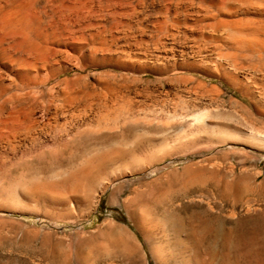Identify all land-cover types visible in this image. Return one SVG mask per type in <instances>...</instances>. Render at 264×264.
<instances>
[{
	"label": "rangeland",
	"instance_id": "rangeland-1",
	"mask_svg": "<svg viewBox=\"0 0 264 264\" xmlns=\"http://www.w3.org/2000/svg\"><path fill=\"white\" fill-rule=\"evenodd\" d=\"M129 30L130 29L124 31L123 29V31L113 30L104 32V37L107 38L109 44H111L109 49L100 48V50H95L94 45L87 43V41L82 44L71 46L68 49V53H58L57 55H59V57L57 55L55 57V62L51 71L52 74L50 73L48 81H43L42 78L39 77L32 81L24 79V82L22 83V80L15 79V84L20 85L21 83L22 85L26 83L25 88H28L29 86L32 88L31 85L35 84L37 87H33H36V90L38 89L35 97H32V95H29L28 97L26 94L24 95L25 97L23 96L20 99L13 98L12 100L10 97L13 94L8 84H5L2 93H0V102L2 103H0V113L4 111L3 109L26 107L28 103L31 102L32 98H36V101L32 102V107L35 111H40L44 108L49 109V107H51V110L49 109L51 114H60L59 118H61L63 122H68L67 120H69V123L77 118L75 121H78V124L83 125L81 129L87 131L85 132L83 130V133L81 132L76 135V138L74 136V139H71L72 137H70L68 140H61L63 141L61 144H59L61 141H58L60 147L56 146L58 145L56 143L55 148L52 151L44 154L38 149L40 143L37 142L39 145L34 143L36 147L39 146L36 149V152L40 151L38 153L40 156H37L35 152L33 155V157H35L27 159L28 161L26 158H23V161L19 156L21 155V149L23 150L24 148L31 146L29 144L33 142L32 139L25 137V140L23 138L24 134L18 138H4L6 142H3V139L0 138V144H4L0 145V154L3 156H0V165L4 161L2 164L5 166V173L2 177L3 179H0V193L2 192L4 196L2 198L0 195V264H85L84 260H82L83 254L85 251H88L90 245L95 242L94 240H96L99 232L107 227L111 221L119 225L121 229L127 230L135 237V239L137 238L136 241L140 242L141 245L139 246L142 253H144L145 264H175L170 258V252L167 245L164 246L165 248L163 247L164 254L169 256L166 255L164 256L165 258L159 259L157 255H154L150 250V246L144 233L139 229V225L144 226V212H141L142 208L136 202V195L133 191L134 189L144 190V188H156L159 193H162L158 195V204L152 208L154 212L156 211L155 214L157 217L173 216L176 220L182 218L185 221L189 218L190 222L188 221L187 225L184 227H188V232L193 231V235L195 236L196 234V236L200 238V243H203L200 245V251L204 254L210 253L212 255L209 264H222L223 252L227 255L226 264H264V193H262L264 192V93H262L264 92V79H262L264 76L259 73L257 76L244 80L245 83H250L248 85L250 90H252L254 97L252 96L251 99L245 98V108L242 109L233 106L237 98L240 97L233 91L232 83L220 74L216 76L209 75L206 79L209 82L218 85L221 90L225 91L221 93L219 96L221 99L218 98L219 101H217V103L219 102V104L222 103L223 105L221 104L219 108L216 106H211L213 109L209 108V114L212 115L211 117H214L212 123L214 125L205 126L202 124H193V126L189 121H184V123L173 121L172 116H176L179 112H181V114L183 112V115L185 116L196 110H192L193 108L187 109L182 106L181 107L185 109H181L180 106V109H177L178 107H176V105L178 106L176 103V95L184 94V97L186 94L185 86L183 87L184 84H178L175 81L168 82L164 79L167 78L166 76H162L161 79H158V76L152 73L142 74L129 72L124 63L129 62L127 60L130 56L133 55L145 58V56L148 55V52L146 51L147 46L144 44L146 43L145 34H143V32ZM85 33L86 36L90 34V32ZM141 38L144 39V41ZM141 42L143 43L140 45ZM143 45L146 47L144 48ZM70 53L72 55H70ZM58 59L60 60L58 61ZM68 62H74V64H77L76 66H79L80 68L76 67L71 70L68 69ZM61 64H63V66H61ZM60 71L61 73L57 74V72ZM78 76L79 78H77ZM122 76L123 78L125 76L128 77L127 79L126 77L123 79ZM135 77L137 79H135ZM111 78H113V81H111ZM117 78L119 80L122 78L121 80L123 81L120 80V82ZM114 79L116 80V83L114 82ZM108 80L112 82L114 86L118 87V91L121 89L119 84H126V87L124 86L126 89L122 88L119 93H117L120 94L122 92L121 95H123L124 92L125 96H127H124L125 99L127 98V101L132 100L133 98L132 104L131 101L129 103V105L131 104V109L129 108L131 111H128V113L130 112L131 114L133 112L134 114L132 113V115H130L125 113L132 118L131 120L133 122L131 121L126 124V126L125 124L122 126L123 124L114 125V123H111L109 125L107 124L106 128H101L103 131H100L99 129L97 131L90 130V132H88L89 130L86 129V124L91 122L88 119L91 118L90 115L93 110H95L97 105H95V103L100 102V100L105 98L107 94V96H109V93L103 87ZM124 80H126V82ZM127 80L129 82H127ZM134 80L135 83L133 82ZM147 80L152 81L149 83L146 82ZM252 81L256 82L253 83ZM68 82L72 83L71 88L68 87L70 89L66 86V84H69ZM54 84H61V87L63 85V89L67 92L70 91L69 93L72 92V94H78L81 90L82 92H80V94L83 95V98L77 101L78 104L75 103V100L64 102L54 98L55 103L53 104V98L49 94V88ZM73 84L74 86H72ZM127 85H129V88H131V86L134 88L129 90L127 89ZM101 86L104 89L103 91L101 90ZM30 87L27 89V93L31 89ZM94 87L96 88L94 89ZM86 89L89 92L92 90V94L89 92L87 93ZM99 91L101 92L100 94ZM105 91L106 94L104 93ZM126 91H129V95ZM260 91L262 92L260 93ZM37 93H40L39 95L41 97H39ZM99 95H101V99L99 98ZM130 95L131 99H128ZM89 96H93V98H90ZM38 97L40 99H38ZM21 99L23 101L25 99V101L22 102ZM41 99H45V101H42ZM49 101L53 104V107ZM39 102H41V104ZM43 102L47 103L43 104ZM92 102L95 103L91 104ZM251 102L256 103V106ZM224 104L226 105L224 106ZM43 105H45V107ZM166 105H168L167 108ZM40 106H42V108ZM133 106L135 107L133 108ZM57 109L59 110V113L57 112ZM175 110H177V112ZM186 110H189L187 111L188 113ZM69 111L70 113H68ZM80 111H83L84 115ZM86 111L88 114H85ZM63 112L68 114L66 115ZM75 113H79L77 115L82 117L78 118L75 116ZM71 114L75 119L73 116L70 117ZM181 114L179 113V117L177 115L174 118H178L179 120V118L183 116ZM83 116L88 117L83 118ZM35 117L40 120L38 114H35ZM140 117L141 119H144L141 122L140 119L136 122ZM78 119H81L80 122ZM250 121L252 122L250 123ZM54 125H56V123ZM131 126L132 128L129 129L128 127ZM38 128L37 130H40L39 132H41L42 130H45V125L40 123ZM108 128H110L112 132ZM259 128L261 129L259 130ZM123 130L125 131L124 134ZM96 132L98 135H95ZM110 132L112 134L108 140L102 138L103 133L110 134ZM91 133L93 134V137ZM257 133L260 134L262 139L257 138L255 135ZM120 134L123 135L120 137ZM253 135L256 136V138L253 137ZM90 140V143L87 142ZM92 140L93 142H97L93 143ZM98 140L101 143L98 142ZM68 141L71 144H69ZM66 143H68V146ZM83 143L85 146L82 145ZM119 145L121 148L118 149V147H120ZM4 146L5 148H3ZM68 147L70 148L68 149ZM100 147L105 148L101 149ZM56 148L61 153H58ZM125 148L129 150L126 149L127 152L132 151L131 153L133 155L132 158H129L126 161V163L118 165L117 167L119 168L115 166L104 171V173L98 176V181H94V185L92 186L86 185V187H84L85 185H83L77 191L72 190L73 187L71 189L72 184L66 179L68 173L63 174V172L69 171V168L67 169V167H74L78 159V162H83L85 156L87 157L90 155V151L92 154L95 153V151L100 153L102 150L105 151L106 149V151H124ZM55 150L56 152L54 154ZM9 151H11L12 154H10ZM15 151L17 153H15ZM18 151L20 152L18 153ZM63 151L64 153H62ZM6 154L12 156L8 157V163L6 162ZM44 155H46V158ZM50 156L51 158H49ZM67 156L70 161L69 159L67 161ZM75 157L76 159H74ZM2 158L3 160H1ZM14 158H17L16 162ZM73 161L74 164L72 163ZM35 162H37L39 166ZM58 163L59 165H57ZM40 164H42V166ZM51 164L52 171L47 172V165ZM9 168L12 169L8 170L10 175L8 172L7 175L6 171ZM33 168L36 169L34 170L35 173H33L34 171L32 172ZM55 170L59 171L55 172ZM206 170H209V172ZM210 170L213 172L216 170L214 172L215 174L211 173L212 171ZM124 171L125 174L123 173ZM22 172L24 173V176L22 175ZM201 173L206 174L204 175ZM217 173L218 175L214 176ZM9 176H12L13 179H10ZM19 176L21 177L19 178ZM22 177H25L26 179ZM220 177H224L227 180L226 188L219 183ZM241 177L244 182L241 180ZM21 179L22 181L19 183ZM59 179H61L60 181L63 183H60ZM64 180H67V182H64ZM30 181L35 183L33 184L35 187H39V192L34 193L35 196L30 194L32 193L30 191L34 187ZM241 181L242 183H240ZM23 182L26 184L24 187H22L24 185L22 184ZM44 182L47 183L45 184ZM19 184H21V188H19ZM48 184H50L49 187H45L48 186ZM29 185L31 187H29ZM65 185L67 188H70H65ZM260 185L262 187H259ZM238 186H240V188ZM43 189H46V191ZM84 190H86L85 196H83ZM53 191L56 192L53 194ZM68 191H70V194ZM81 192L82 194H80ZM73 193L75 194V197ZM224 193H226V195ZM168 194L169 196H167ZM53 198L54 200H52ZM258 211L259 216L256 217L255 214ZM178 228H181L179 223ZM57 245L59 246L57 247ZM82 250L85 251L83 252ZM90 253L92 257L89 264H131L127 260L110 256L104 250L94 248Z\"/></svg>",
	"mask_w": 264,
	"mask_h": 264
},
{
	"label": "bare ground",
	"instance_id": "bare-ground-1",
	"mask_svg": "<svg viewBox=\"0 0 264 264\" xmlns=\"http://www.w3.org/2000/svg\"><path fill=\"white\" fill-rule=\"evenodd\" d=\"M123 29H124V31H126L127 29H130V30L135 31V32H143V34H145V36H146V38H145L146 43H144V44H146V46H147L146 51L148 52V55L145 56V58L137 57V56H133V55L130 56L127 60L129 62L124 63L127 66V69L129 70V72L142 73V74L152 73V74H156L158 76V79H161L162 76L163 77L166 76L167 78H164V79H166L168 82L169 81H172V82L175 81L178 84H184L183 87L185 86V91H186L185 93L186 94L184 97H183L184 94L183 95L182 94L176 95L177 100L176 99L175 100H176V103L178 104V106L176 105V107H178L177 109H180V107L182 106V107H185L187 109L193 108L192 110H194V109H196V110L194 112L192 111L191 113L186 114L185 116L183 115L184 114L183 112H182V114H181V112H179L183 116L180 117L179 120H178V118H174L179 114L178 113L176 116H172L173 121H177V122H181V123L182 122L184 123V121H189L190 123H192V125L193 124H197V125L202 124L205 126L214 125V124H212L214 117H211L212 115L209 114L210 113L209 108H211V106H216L218 108L220 107V105L222 103L220 102L221 104H219V102L217 103V101H219L218 98H220L219 96L221 95V93H223L224 90H221L218 85L213 84L212 82H209L206 79L207 77H209V75H212V76L215 75L216 76V75L220 74L221 76H223L224 78H226L228 81H230L232 83L233 91L235 93H237L240 97V98H237V100L234 99L236 101H235L233 106H237V107H240L242 109L245 108L244 107V105H245L244 99L245 98L251 99L252 96L254 97L253 92H252V90H250L249 85H248L250 83L247 84V82L245 83L244 80L245 79L247 80L248 78L257 76L259 73L264 76V0H0V93H2V90L5 87V84L6 85L8 84V86L11 89L12 94H13L10 97V98H12V100H13V98L20 99L26 94L28 95V97H29V95H32V97L33 96L35 97L36 91H38V89L36 90L37 86L35 84L31 85L32 88L29 86L31 89L27 93L26 91L29 87L25 88L26 83L22 84V85H21V83H20V85L15 84L14 83L15 79L22 80V83L24 82L23 81L24 79H28V80L32 81V80L39 78V77L42 78L43 81H46V80L48 81L50 73L53 69L55 57L58 53H60V54L68 53V49L71 46L76 45V44H82V43H85L87 41H88L87 43H91L92 45H94L95 50H100V48L109 49V47H111V44H109L108 39L104 37V32L113 31V30H117V31L122 30L123 31ZM85 32H90V34H88V36H86ZM111 36H113V35H111ZM142 40L144 41V39H142ZM142 43L143 42H141L140 45ZM112 46H113V44H112ZM146 46H144V48ZM138 47H141V46H138ZM86 50H87V48H86ZM98 52H100V51H98ZM70 55H72V54L70 53ZM57 56L59 57V55H57ZM59 60L60 59H58V61ZM76 65L77 64H74V62L73 63L68 62L67 68L71 70V69H74L76 67H79ZM61 66H63V64H61ZM81 66H82V64H81ZM58 67H59V65H58ZM58 67H57V69H58ZM122 67H123V65H122ZM59 69H60V67H59ZM68 69H67V71H68ZM58 73H61V71L57 72V74ZM129 75H130V73H129ZM131 76H134V75H131ZM127 77H126V79H127ZM52 78H53V76H52ZM77 78H79V76ZM122 78H123V76H122ZM259 78H261V77H259ZM112 79L113 78H111V81H113ZM135 79H137V78L135 77ZM262 79H264V77ZM121 81H123V80H121ZM124 81L126 82V80H124ZM151 81L152 80H147L146 82L151 83ZM38 82H39V79H38ZM59 82H61V81H59ZM114 82L116 83V80ZM127 82H129V81L127 80ZM133 82L135 83V80ZM157 82H158V80H157ZM255 82H253V83H255ZM43 83H42V86H43ZM45 84H46V82H45ZM69 84H66L67 88L68 87L71 88L72 83H69ZM91 85H92V83H91ZM119 85H120L119 87L121 89L126 87L125 86L126 84L125 85L119 84ZM33 86H36V87H33ZM72 86H74V84ZM88 86H89V84H88ZM88 86H86V87H88ZM99 86H100V84H99ZM127 86H128L127 89H129V90L131 88H134L131 85H130L131 88H129V85H127ZM133 86H135V85H133ZM103 87L109 93V96H107L108 95L107 94L105 98L101 99L100 98L101 95H99V98L101 99L100 102H98V103L92 102L91 103V104L95 103V105L96 104L97 105L95 107V110H93V112L90 115L91 118L88 119L91 122H89V123L86 122L88 124L85 123L86 129L89 130L88 132H90V130L97 131L99 129H100V131H103V130H101V128H106L107 127L106 125L107 124L109 125L111 123H114V125L123 124L122 126H124V124H125V126H126V124H128L132 121L131 120L132 118L129 115L127 116V114H125V113H128V111H131L130 109H131V104H132L133 98H132V100L127 101V98L125 99V97H127V96H125L124 92H123V95H121L122 92L120 94H118L121 89H119V91H118V87L114 86V84L112 82H110L109 80L107 83H105L103 85ZM116 87H117V89H116ZM257 87H259V86H257ZM70 88H68V89H70ZM95 88L96 87H94V89ZM84 89H85V87H84ZM115 89H116V93H115ZM82 90H83V88H82ZM101 90L102 91L104 90L102 88V86H101ZM91 91L89 92L87 90V93L89 92L90 94H92ZM106 91L104 92L105 94H106ZM6 92H8V91H6ZM69 92L70 91L67 92L63 89V85L61 87V84H57V85L54 84L53 86H51L49 88V94L53 98V101L52 100H50V101H52L54 104L55 103L54 98H55L57 100L64 101V102L68 101V100H72V101L75 100L76 101L75 103H77L78 100L83 98V95L80 94V92H82L81 90L79 91L78 94H72V92L71 93H69ZM261 92L262 91H260V93ZM100 93L101 92L99 91V94ZM127 93L129 95V91ZM127 93H126V95H127ZM262 93H264V92H262ZM45 95H47V94H45ZM93 95H94V93H93ZM102 96H104V95H102ZM39 97H41V96L39 95ZM39 97H38V99H40ZM89 97L93 98V96H89ZM130 97H131V95L128 97V99ZM2 98H4V97H2ZM25 99H24V101H25ZM94 100H95V98H94ZM24 101L22 100V102H24ZM26 101H27V99H26ZM34 101H36V98H32L31 102H29L26 107L3 109L4 111L0 113V138L3 139V142L5 141L4 138H6V139L18 138L19 136H21L23 134H24L23 138L25 140H26L25 137H29L33 141L31 144H29L31 146H29L28 148L26 147L23 150L21 148H19V149H21V155L20 156L17 155V156H19L22 160H23V158H26V160H27V159L33 157V155L37 151L36 149L39 147V146L36 147L34 145V143H37V142L40 143V147L38 149L41 151V153L44 154V153L52 151L55 148L56 143L58 144V141H61L63 139L68 140L70 137H72L71 139H74L73 137L75 136V138H76V135L80 134L81 132L83 133V130L85 132H87L85 129H83V130L81 129L83 125L78 124L77 123L78 121H75L77 118L75 119V117L72 114L70 117L73 116L75 120L71 121V123H69V120H67L68 122H63L61 120V118H59L60 114L59 115L51 114L49 111V109L51 107H49V109L44 108L43 110L35 111L34 108L32 107V102H34ZM42 101H45V99ZM130 101H131V104L129 105ZM87 102H88V100H87ZM133 102H135V101H133ZM39 103L41 104V102H39ZM44 103L46 104L47 102H43V104ZM251 103H253V105L256 106V103H254V102H251ZM53 104L51 105L52 107H53ZM5 105H8V104H5ZM71 105H72V103H71ZM225 105L226 104H224V106ZM3 106H4V103H3ZM43 106L45 107V105H43ZM128 106H130V107H128ZM167 106L168 105H166V108H167ZM172 106H173V103H172ZM40 107L42 108V106H40ZM134 107L135 106H133V108ZM182 107H181V109H185ZM211 109H213V108H211ZM91 110H92V108H91ZM133 110H135V109H133ZM189 110H186V112ZM58 111L59 110L57 109V112ZM83 111L82 112L80 111V112L84 115ZM135 111H137V110H135ZM175 111L177 112V110H175ZM63 113H65V112H63ZM68 113H70V111ZM132 113L130 114V112H129L128 114L132 115ZM35 114H38V116L40 117V120L35 117ZM77 114H79V113H77ZM77 114L75 116H77L78 118L82 117V116H79ZM82 114H80V115H82ZM85 114H88L87 111ZM84 117L87 118L88 116H83V118ZM178 117H179V115H178ZM139 119L141 122L144 118L141 119V117H140L136 120V122H138ZM71 120H73V119H71ZM80 120H79V122H80ZM251 122L252 121H250V123ZM40 123L45 125V130H42L41 132H39L40 130L39 131L37 130ZM55 123H56V125H54ZM252 124H254V123H252ZM115 128H114V130H115ZM128 128L130 129V128H132V126L128 127ZM41 129H43V128H41ZM108 129H110V128H108ZM260 129L261 128H259V130ZM125 130H126V128H125ZM253 130H255V129H253ZM110 131L112 132L111 129H110ZM111 132H110V134L109 133H106V134L103 133L102 138L108 140L111 137V134H112ZM126 132H127V130H126ZM124 133H125V131L123 132V134ZM250 133H251V131H250ZM93 134H92V137H93ZM95 135H98L97 132ZM122 135L120 134V137ZM255 135L257 136V138H261L260 134L257 133ZM84 136H86V135H84ZM113 136H114V134H113ZM256 136L253 135V137H255V138H256ZM87 137H89V136H87ZM87 137H86V139H87ZM263 137H264V135H263ZM90 138H91V136H90ZM94 139H96V138H94ZM69 141H68V143H69ZM62 142L63 141H61L59 144H61ZM87 142L90 143L91 140L87 141ZM92 142H93V140H92ZM98 142H100V141L98 140ZM1 143H2V141H1ZM68 143H66V145ZM2 144H0V145H2ZM59 144L56 146H59ZM69 144H71V143H69ZM19 145H20V143H19ZM82 145L85 146L84 143ZM117 146H118V144H117ZM20 147H21V145H20ZM3 148H5V146ZM3 148H1V149H3ZM69 148L70 147H68V149ZM100 148L104 149L105 147H100ZM110 148H112V147H110ZM119 148H121V146L118 147V149ZM126 149L127 148H125V150ZM56 150H57V148H56ZM56 150L54 151V154H55ZM106 150L105 151L102 150V152H100V153L95 151V153H92V154L90 151V155L87 157L85 156V158L83 159V162L81 161L82 163L78 162L79 159L77 158L78 160L77 161L75 160V161L77 162L76 164H78V165L75 164L74 167L71 166L72 168H70V166L67 167V169L69 168V171L63 172V174L68 173V177L67 176H65V177H67L66 179H68V181L72 184L71 185V189L73 187L72 190L77 191L83 185H85L84 187H86V185H89V186L94 185V181H96V180L98 181V176L101 175L102 173H104V171H107L110 168H113L115 166L117 167L118 165L126 163V161L129 158H132V156H133L131 153L132 151L127 152L128 149L126 151L125 150L124 151L123 150H114V149H113L114 151H112V150L106 151ZM1 151H3V150H1ZM57 151H58V153H61V152H59V150H57ZM66 151H67V149H66ZM82 151H84V150H82ZM9 152H10V154H12L11 151H9ZM19 152L20 151H18V153ZM39 152H36L37 156H40L38 154ZM15 153H17V152L15 151ZM62 153H64V151ZM10 154L9 155L6 154L7 156L4 155L7 157L6 158L7 161L5 160L7 163H8V159H9L8 157L11 156ZM82 154H83V152H82ZM77 155H78V153H77ZM0 156H2V155L0 154ZM41 156H42V154H41ZM44 157L46 158V155H44ZM49 158H51V156ZM53 158H55V157H53ZM53 158H52V160H53ZM16 159H15V162H16ZM62 159H63V157H62ZM68 159L69 158L67 156V161H68ZM74 159H76V157ZM1 160H3V158ZM36 161H38V160H36ZM69 161H70V159H69ZM2 163L0 165V179L3 177V175L5 173V166ZM11 163H13V162H11ZM35 163H37V162H35ZM72 163L74 164V161ZM13 165H15V164H13ZM34 165H36V164H34ZM37 165L39 166L38 163H37ZM40 165L42 166V164H40ZM57 165H59V163ZM16 166H15V168H16ZM47 166L48 167L46 168V171L47 172L52 171L51 170L52 164L47 165ZM57 168H58V166H57ZM117 168H119V167H117ZM11 169L10 168L7 169L6 174H7L8 170H11ZM44 169H45V167H44ZM54 169H56V168H54ZM34 170H36V169L33 168L32 172ZM61 170H60V172L62 173ZM42 171H44V170H42ZM56 171H59V170H55V172ZM206 171L209 172V170H206ZM210 171H212V170H210ZM215 171L216 170H214V172ZM214 172L212 171L211 173H214ZM33 173H35V171ZM123 173L125 174V171ZM218 173L216 175H214L215 174L214 173L213 175L217 176ZM8 174H9V172H8ZM25 174H27V173H25ZM119 174H121V173H119ZM201 174L205 175L206 173H201ZM22 175L24 176L23 172H22ZM12 176H13V174H12ZM12 176L11 177L9 176L10 179L12 178ZM21 176H19V178ZM9 177H7V178H9ZM36 177H37V175H36ZM7 178H6V180H7ZM22 178H25V177H22ZM61 179H62V177H61ZM61 179H59V182L63 183L60 181ZM63 179H65V178H63ZM242 179L243 178L241 177V180ZM36 180H37V178H36ZM12 181H11V183H12ZM16 181H17V179H16ZM21 181H22V179L19 181V183ZM25 181H27V180H25ZM65 181L67 182V180H64V182ZM242 181L244 182V180H242ZM242 181L240 183H242ZM4 182H5V180H4ZM59 182H58V184H59ZM0 183H1V181H0ZM26 183H28V182H26ZM44 183H43V185H44ZM219 183L222 184L223 187L226 188L227 180L224 177L219 178ZM22 184H24V182ZM31 184L33 185L35 183L32 181ZM20 185L21 184H19V188H21ZM25 185L26 184H24L22 187H24ZM49 185L50 184H48V186H45V187H49ZM52 185H53V182H52ZM239 185H241V184H239ZM17 186H18V184H17ZM54 186H56V185H54ZM97 186H99V185H97ZM29 187H31V186L29 185ZM63 187H64V184H63ZM238 187L240 188V186H238ZM259 187H262V186L260 185ZM65 188H67V186ZM69 188H67V189H69ZM90 188H92V187H90ZM48 189H50V188H48ZM64 189H63V191H64ZM85 189H87V188H85ZM253 189H255V188H253ZM43 190L46 191V189H43ZM52 190H53V187H52ZM85 191L86 190L83 191V193H84L83 196L86 195ZM30 192H32V193H30L31 195H34V193L39 192V187L34 186ZM55 192L53 191L52 193L54 194ZM68 192L70 194V191H68ZM133 192L136 195L135 196L136 202L142 208L141 212L142 213L144 212V223H143L144 226L139 225V229H140V231H142L144 233L146 240L150 246V250L154 255H157V257H159V259L165 258L164 256H166L167 254L166 255L164 254V248H165L164 246L167 245L169 252H170V258L172 259V261L175 262V264H209V261H211V259H212V255L210 253H205V254L202 253L200 251V248H201L200 245H202L203 243L202 244L200 243V240H199L200 238L196 236V234H195L196 232L194 233L195 234V236H194L192 233L193 231L188 232L189 231L188 227H184L187 225L188 221L190 222L189 218L186 219V221H185L182 218H179V220H176V218L173 216L157 217L155 214L156 211L154 212L152 208H153V206L158 204L157 203V201H159L158 195L162 194V193H159L158 189H156V188H154V189H147V188L145 189L144 188V190H135L134 189ZM1 193H0V195L3 198L4 197L3 193L2 194ZM259 193H261V192H259ZM262 193H264V192H262ZM76 194H78V193H76ZM80 194H82V192ZM224 194L226 195V193H224ZM73 195L75 197L74 193H73ZM44 196H45V194H44ZM167 196H169V194ZM52 200H54V198ZM82 200H83V198H82ZM125 206H126V204H125ZM135 209H136V207H135ZM165 209H167V208H165ZM154 210H155V208H154ZM133 212H135V211H133ZM131 213H132V211H131ZM172 213H173V211H172ZM139 216H141V215H139ZM255 216L256 217L259 216V211L256 212ZM260 217H259V220H260ZM137 221H138V219H137ZM177 222L181 226L180 229L178 228ZM109 223L110 224L109 225L107 224L108 225L107 227H105L104 229H102L99 232L96 240H94L95 242H93V244H91V245L89 244L90 248H91V249L89 248V250L91 251L94 248L98 249V250H104L110 256H112L114 258L127 260L131 264H145V257L143 255L144 253H142L141 248L139 246V245H141L140 242L136 241L137 238L135 239V237L131 233H129L127 230L121 229L120 226L117 225L115 222L111 221ZM254 226H255V224H254ZM191 233L194 237L191 235ZM62 241H61V243H62ZM48 242H49V239H48ZM45 244H46V242H45ZM241 244H243V243H241ZM59 245H57V247ZM61 246H62V244H61ZM89 250L88 251L84 250L85 253L83 254V257H82L83 259L81 258L82 260H84L85 264H89L90 259L92 257L90 255L91 253ZM206 251H207V249H206ZM209 252H211V251H209ZM92 255H93V253H92ZM167 256H169V255H167ZM222 256H223L222 264H226V262H227L226 253L223 252ZM80 257H81V255H80ZM258 257H259V255H258Z\"/></svg>",
	"mask_w": 264,
	"mask_h": 264
}]
</instances>
